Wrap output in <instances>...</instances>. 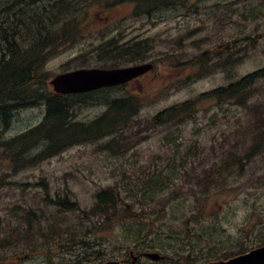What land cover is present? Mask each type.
<instances>
[{"label":"rangeland","instance_id":"1","mask_svg":"<svg viewBox=\"0 0 264 264\" xmlns=\"http://www.w3.org/2000/svg\"><path fill=\"white\" fill-rule=\"evenodd\" d=\"M76 2L81 10L77 18L84 15L82 34L44 63L40 88L49 91L47 81L76 69L142 64L104 60L96 48L113 37L145 42L149 52L143 63L153 61L154 71L110 94L143 96L133 120L140 125L125 131L120 149L108 146L111 138H105L15 171L9 161H0V236L13 233L0 249V264H95L122 259L132 248L180 259L192 251L201 263L264 245V79L236 98H200L264 68V0H194L186 3L189 12L164 10L161 17L151 18L133 16L128 4L106 8L94 0ZM223 43H232L237 52L235 62L224 68L218 65L186 80L191 70L171 65ZM106 97L98 94L75 107L74 118L82 123L98 118L106 109ZM193 100L191 113L141 131L160 111ZM44 113L42 106L19 110L2 135L22 133ZM157 180L164 182L157 186ZM101 191L119 195L127 214L123 206L118 214L126 219L114 221L112 211L91 214ZM47 193L68 195L81 212L61 215L55 230H44V217L53 220L44 204ZM151 221L163 226L160 237L149 243L139 235ZM19 241L25 245L16 246ZM146 263L154 264L141 261Z\"/></svg>","mask_w":264,"mask_h":264},{"label":"trees","instance_id":"2","mask_svg":"<svg viewBox=\"0 0 264 264\" xmlns=\"http://www.w3.org/2000/svg\"><path fill=\"white\" fill-rule=\"evenodd\" d=\"M193 1L113 0L108 2L94 0L93 3H104L106 8L128 4L133 7V16L151 18L160 16L159 12L164 10L181 9L189 12L191 7H186V3ZM250 9L243 13V16H246ZM80 11L76 0H0V161H9L14 166L23 168L37 161L57 156L67 148L82 142L98 143L105 138H111L108 146L120 149L123 146L125 131L131 130V127H137L135 125H140L139 122H133V120L143 105V96L137 93H128L127 96L110 97L112 92L122 91L125 87L79 96H59L46 91L44 86L40 88L45 80L42 78L44 63H47L55 55L60 46L68 45L81 36L80 20L84 18V15L77 18ZM251 12L254 14L255 11ZM222 17L223 15H220V20ZM231 46L232 43H223L211 50L203 51L183 63L175 61L171 65L174 68H189L192 76L187 77L186 80L197 76L201 77L218 65L224 68L227 64L235 62L237 52H233ZM148 48L147 43L136 39L120 42L116 37H113L99 45L96 50L104 60L120 59L125 61L128 59L135 63H142L147 60ZM150 63L156 66L153 61ZM263 79L264 68L256 70L226 87L203 94L200 98L216 100L236 98L239 93L245 92L247 88ZM102 93L107 94L103 101L106 104L103 114L89 123L74 120L75 107L87 105L93 96ZM244 101L245 98L242 103ZM194 102L193 100L179 103L160 111L143 124L146 127L141 131L151 127L164 126L179 116L191 113ZM34 106L44 108L43 120L24 133L8 138V140L3 139L2 131L8 129L15 112ZM116 135L119 137L114 138ZM38 146H42V150L37 155L28 157L31 150ZM215 172H219V169H216ZM162 182L164 181L162 180L160 183ZM206 182L208 181L206 180ZM201 185L203 188L204 185ZM95 198L96 203L91 212L93 216H96L97 212L112 211L113 220L126 219L118 214L119 206L124 207L126 214L127 207L117 193L101 191L96 194ZM68 199L67 195L65 199L58 198L56 201L47 196L44 202L45 206L55 207L60 212H81V209L75 203L70 204ZM31 213L33 214V212ZM82 214L86 215L85 212ZM47 218L45 216V219ZM52 218L59 220L60 215H53ZM27 221L31 223L32 219ZM52 227L54 225L50 224V228ZM23 234L27 237L30 235L28 231ZM11 235L13 239V233L0 237V249H4L9 244ZM19 236L21 234L16 235V238ZM20 244L25 245L19 241L16 246ZM23 251H28V249L23 247Z\"/></svg>","mask_w":264,"mask_h":264},{"label":"water","instance_id":"3","mask_svg":"<svg viewBox=\"0 0 264 264\" xmlns=\"http://www.w3.org/2000/svg\"><path fill=\"white\" fill-rule=\"evenodd\" d=\"M151 70V64L117 69H80L55 76L50 81V85L57 94L88 93L128 84ZM104 264H119V262ZM207 264H264V246L252 249L245 254Z\"/></svg>","mask_w":264,"mask_h":264},{"label":"flooded vegetation","instance_id":"4","mask_svg":"<svg viewBox=\"0 0 264 264\" xmlns=\"http://www.w3.org/2000/svg\"><path fill=\"white\" fill-rule=\"evenodd\" d=\"M156 224V222H148L149 225L145 226V228L142 229V235L139 236H145L146 237V241L150 242H155L157 238L160 237V228H162L163 225L161 226H156V225H152V224ZM171 228V227H170ZM172 229V228H171ZM146 234V235H144ZM138 236V237H139ZM153 236V240H151L150 238ZM134 254L136 255V257H134ZM159 254V255H157ZM162 252L159 250H150V248H146L144 249H140V248H132V249H128L126 251V253L124 254V258L122 259H111L110 261H118L119 264H141V261L143 260H149V263H154V264H174V261L177 262H182V264H194L192 263L191 260L194 259L192 253L190 252V254L185 257L180 259L178 256L175 257H171L170 255H161ZM187 255V254H186ZM137 260L136 263H133V260ZM180 260V261H178ZM147 264V263H146ZM196 264H200V263H196Z\"/></svg>","mask_w":264,"mask_h":264},{"label":"bare ground","instance_id":"5","mask_svg":"<svg viewBox=\"0 0 264 264\" xmlns=\"http://www.w3.org/2000/svg\"><path fill=\"white\" fill-rule=\"evenodd\" d=\"M4 9V8H3ZM6 43V42H5ZM2 112V111H1ZM6 115V114H5ZM2 118V117H1ZM7 118V117H6ZM5 125V124H4Z\"/></svg>","mask_w":264,"mask_h":264}]
</instances>
